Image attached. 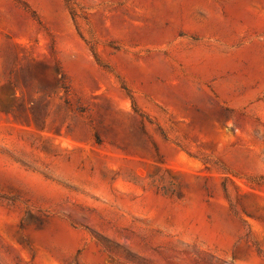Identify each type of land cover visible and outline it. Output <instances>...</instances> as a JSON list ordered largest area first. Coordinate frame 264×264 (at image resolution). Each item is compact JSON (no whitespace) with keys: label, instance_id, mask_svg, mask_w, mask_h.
Returning <instances> with one entry per match:
<instances>
[{"label":"rangeland","instance_id":"obj_1","mask_svg":"<svg viewBox=\"0 0 264 264\" xmlns=\"http://www.w3.org/2000/svg\"><path fill=\"white\" fill-rule=\"evenodd\" d=\"M0 264H264V0H0Z\"/></svg>","mask_w":264,"mask_h":264},{"label":"trees","instance_id":"obj_2","mask_svg":"<svg viewBox=\"0 0 264 264\" xmlns=\"http://www.w3.org/2000/svg\"><path fill=\"white\" fill-rule=\"evenodd\" d=\"M58 70V75H59V77H58V85L62 88V89H64L65 90V92H68V90H69V85H68V83H67V81H66V78H65V75L60 71V69L58 68L57 69Z\"/></svg>","mask_w":264,"mask_h":264}]
</instances>
